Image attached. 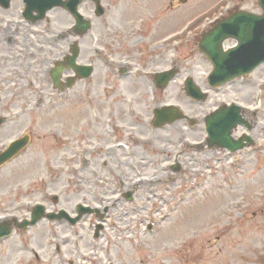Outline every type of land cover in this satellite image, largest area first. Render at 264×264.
Segmentation results:
<instances>
[{
	"label": "rangeland",
	"instance_id": "rangeland-1",
	"mask_svg": "<svg viewBox=\"0 0 264 264\" xmlns=\"http://www.w3.org/2000/svg\"><path fill=\"white\" fill-rule=\"evenodd\" d=\"M103 2L107 12L97 19L94 5L85 3L94 21L85 37L87 60L100 52L88 99L50 101L51 87L32 74L37 63L28 76L32 60L10 69L1 61L3 76L18 71L24 78L17 86H0V114L8 119L0 126V151L26 133L32 141L0 168V216H25L42 201L71 213L80 203L108 206L105 229L94 238L96 214L75 227L44 220L31 231L40 259L21 252L13 237L0 248V264H250L256 254L263 257L264 65L210 90L204 102L190 98L185 87L192 76L206 89L212 70L193 33L222 14L262 13L259 0ZM48 18L56 26L70 22L62 9ZM118 27L132 33L120 38ZM115 42L118 51L109 53L106 47ZM116 63L129 66L128 74L111 78ZM173 65L176 78L157 88L154 74ZM234 101L256 110L260 133L253 147L230 154L206 146L204 120ZM164 104L180 105L197 123L182 119L155 128L153 110ZM72 138L84 142L70 144ZM53 194L60 196L58 204ZM53 233L55 253L47 257L40 248Z\"/></svg>",
	"mask_w": 264,
	"mask_h": 264
},
{
	"label": "flooded vegetation",
	"instance_id": "flooded-vegetation-1",
	"mask_svg": "<svg viewBox=\"0 0 264 264\" xmlns=\"http://www.w3.org/2000/svg\"><path fill=\"white\" fill-rule=\"evenodd\" d=\"M18 0H9L8 6L0 5V11L2 14L0 15V68L1 61L2 67L6 69L10 68H18L23 65L22 61L24 60H32L31 66L28 69V76L32 73L33 63L38 64V70L32 73L36 75L38 80H45L49 87H51V95L48 96L49 100H59L62 99L64 101H75L79 102L82 99H88L87 95L89 93H93L91 88V83L88 82L93 75L95 74L97 67L96 64L99 60V56H94L100 54L98 50H95L91 54L90 58L86 57V33H79L78 30L74 28L75 18L70 14L67 10L61 7H56L48 11L55 9H62L66 13L67 19L70 21L67 25L59 23L57 26L52 24L51 19L44 17L43 19L32 21L24 17L23 11L25 8V3L23 0H20L18 4H16ZM86 1L84 0L79 5V11L86 16ZM94 5V2L89 0ZM92 14L95 12V6L93 7ZM117 36H121L122 31L117 29ZM26 40L23 41L22 38ZM122 37V36H121ZM120 37V38H121ZM234 45V44H233ZM232 45V46H233ZM77 46V49H76ZM35 50L38 52L36 53ZM77 50L76 63L80 65H92L94 70L92 75L89 77H83L82 73L76 71L74 68L69 67L68 59L74 56V52ZM92 50V49H91ZM33 58V59H31ZM65 61L66 69L60 75L59 78V87L56 86L53 72L58 63ZM115 65H118L117 63ZM125 66V65H123ZM122 65H118L117 67H112L111 70L112 75L111 78L117 77L119 75L125 76L128 74V68L123 67ZM126 69V70H125ZM38 75V76H37ZM22 72L15 71L11 73L9 76H3L0 72V86L5 82L12 83L14 85H19L21 80L23 79ZM27 84L23 85L26 86ZM33 87L34 85L30 83ZM0 92H3V89H0ZM38 93V92H37ZM39 100H42V96H39ZM36 95V93H35ZM37 96V95H36ZM91 96V94H90ZM114 111V110H113ZM244 116L250 120L251 123L254 124V128L252 130L253 136L257 137V134L260 133L258 120L256 117V111H243ZM255 117V118H253ZM7 122V121H6ZM149 123H143V128L146 129V125ZM241 129V131H239ZM245 127H238L234 130V135L240 137V135L245 134ZM238 132L241 134L237 135ZM32 140V139H31ZM84 139H70V144L82 145ZM180 167V166H179ZM31 215V212L28 211L25 216H22L21 219L28 218ZM15 216L9 217L13 219L14 232L9 237H0V248L5 246L8 241H10L13 237L17 243L21 252L31 253L33 252V256H28L32 259H40V255L38 251L30 248L31 245L35 244V237L33 235L32 228L21 229L16 227L17 222L14 220ZM7 218V217H3ZM59 224H63V222H58ZM68 223V222H65ZM149 230L152 227H148ZM55 234L46 235L44 243L40 248L45 256H54L53 245ZM10 246V245H9ZM16 246V245H15ZM165 245L163 246V248ZM57 251L62 252V246L57 244ZM64 258V255H61ZM165 258V257H164ZM3 256L0 255V262L2 261ZM250 264H264V258L258 254H256L253 258V261L249 260Z\"/></svg>",
	"mask_w": 264,
	"mask_h": 264
},
{
	"label": "water",
	"instance_id": "water-1",
	"mask_svg": "<svg viewBox=\"0 0 264 264\" xmlns=\"http://www.w3.org/2000/svg\"><path fill=\"white\" fill-rule=\"evenodd\" d=\"M8 1L3 0L0 3L8 4ZM78 1L80 0H69L68 2L63 0H26L28 6L26 14L32 15L34 10H38L40 15L36 19L42 18L48 9L56 5H66L72 12L76 13ZM260 3L264 10V0H260ZM98 13H103L102 8H100ZM81 18L78 19V26L87 31L90 23L82 21ZM231 36L239 40V45L228 51L222 50L221 41ZM202 49L215 66L210 76L211 85H221L236 77L250 73L264 62V14L236 13L232 18L222 22L205 36L202 42ZM79 68H86L84 76H89L92 72V67L80 66ZM174 74V71L163 73L159 75L158 80L165 78L164 81L167 83ZM187 90L190 95L197 99H206V94L195 85L192 78L187 81ZM165 110L158 113V126L163 125L167 121H174L183 117L175 108L170 107ZM1 121L0 119V123ZM241 122H243V119L240 116V107L237 105L223 107L208 117L207 125L212 138L211 145L218 144L232 151L251 145L254 141L250 137H247L249 141L245 144L242 140L236 141L231 136L233 127ZM27 142V138H22L12 143L7 151L0 154V165L12 158ZM42 213L43 207L41 205L37 206L33 224L42 217Z\"/></svg>",
	"mask_w": 264,
	"mask_h": 264
}]
</instances>
